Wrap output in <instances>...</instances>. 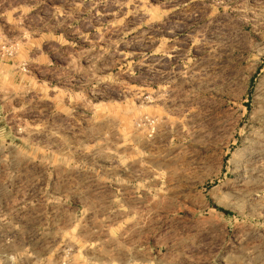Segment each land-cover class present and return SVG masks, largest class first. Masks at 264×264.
<instances>
[{
    "label": "rangeland",
    "instance_id": "374dc122",
    "mask_svg": "<svg viewBox=\"0 0 264 264\" xmlns=\"http://www.w3.org/2000/svg\"><path fill=\"white\" fill-rule=\"evenodd\" d=\"M1 46L76 135L67 157L106 174L61 201L106 234L21 247L0 226V264H139L114 239L140 264H264V0H0Z\"/></svg>",
    "mask_w": 264,
    "mask_h": 264
},
{
    "label": "crops",
    "instance_id": "0c3cea01",
    "mask_svg": "<svg viewBox=\"0 0 264 264\" xmlns=\"http://www.w3.org/2000/svg\"><path fill=\"white\" fill-rule=\"evenodd\" d=\"M27 73V72H26ZM48 96L34 94V85L23 68L11 62L7 48L0 47V226L2 231L20 233L21 247H100L106 229L79 226L81 220L65 200L98 198L101 190L92 187L90 176L106 175L97 171V161L82 165L67 157L76 150V135H67L65 117L49 112ZM67 136L69 137L67 143ZM80 144V139L78 140ZM112 168L111 170H109ZM120 173L108 166L105 186L114 194ZM111 198H115L113 195ZM17 200L24 208L10 210ZM34 200L58 202L59 207L35 211ZM70 210L66 218L67 211ZM7 217V218H6ZM40 217V221H39ZM5 218V219H4ZM41 234L40 243H32V233ZM112 247L120 249L121 260L143 263L145 245L114 239ZM137 257L135 260L134 257ZM132 257V260H130Z\"/></svg>",
    "mask_w": 264,
    "mask_h": 264
}]
</instances>
